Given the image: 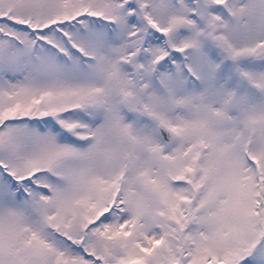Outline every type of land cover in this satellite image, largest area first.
I'll list each match as a JSON object with an SVG mask.
<instances>
[{"label":"snow or ice","instance_id":"snow-or-ice-1","mask_svg":"<svg viewBox=\"0 0 264 264\" xmlns=\"http://www.w3.org/2000/svg\"><path fill=\"white\" fill-rule=\"evenodd\" d=\"M0 264H264V0H0Z\"/></svg>","mask_w":264,"mask_h":264}]
</instances>
